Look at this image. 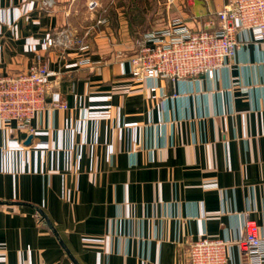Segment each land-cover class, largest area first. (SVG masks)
Listing matches in <instances>:
<instances>
[{"label":"crops","instance_id":"obj_1","mask_svg":"<svg viewBox=\"0 0 264 264\" xmlns=\"http://www.w3.org/2000/svg\"><path fill=\"white\" fill-rule=\"evenodd\" d=\"M89 1L0 0V74L56 72L32 130L0 125V200L27 203L0 204V264H187L201 236L247 264V215L264 236V33L241 30L212 77L139 81L144 33L212 28L230 0Z\"/></svg>","mask_w":264,"mask_h":264},{"label":"built area","instance_id":"obj_2","mask_svg":"<svg viewBox=\"0 0 264 264\" xmlns=\"http://www.w3.org/2000/svg\"><path fill=\"white\" fill-rule=\"evenodd\" d=\"M53 4L54 0L45 2L47 7ZM96 5L95 0L88 3L89 9ZM209 23L212 28L193 30L177 16L166 28L144 33L129 58L132 77L139 81L159 77L172 82L201 75L212 77L237 54L241 30L257 28L264 33V0H230ZM61 41L59 34L45 43L52 46ZM78 63L90 64L91 60L83 57ZM55 74L41 61L23 72L0 74V125L15 123L19 129L30 130L31 121L45 108L46 98L53 91ZM150 90L156 98L157 88L152 86ZM53 106L66 108L67 104L62 100ZM244 229V236L235 244L245 254L247 264H264V236L255 219L247 215ZM231 245L223 238L201 236L191 243L187 264H229Z\"/></svg>","mask_w":264,"mask_h":264},{"label":"water","instance_id":"obj_3","mask_svg":"<svg viewBox=\"0 0 264 264\" xmlns=\"http://www.w3.org/2000/svg\"><path fill=\"white\" fill-rule=\"evenodd\" d=\"M31 138H32V136L30 135L26 142L29 143L31 141ZM0 204H27V203L21 202V201H2V200H0ZM35 208L40 213L41 217H43L46 220V223L49 225V227L53 228L52 224L50 223V221H49L48 217L46 216V214L44 213V211L38 207H35Z\"/></svg>","mask_w":264,"mask_h":264},{"label":"rangeland","instance_id":"obj_4","mask_svg":"<svg viewBox=\"0 0 264 264\" xmlns=\"http://www.w3.org/2000/svg\"><path fill=\"white\" fill-rule=\"evenodd\" d=\"M140 5H143V3H140ZM135 20V22H136V24L140 27V29L139 30H145L146 28H148L147 27V23L150 21V20H152V17L151 18H144V19H141V18H136V19H134ZM155 20H157L156 18H155ZM145 24V25H144ZM166 27H167V25H166ZM165 27V28H166ZM150 28V27H149ZM148 30V29H147ZM141 31V32H142ZM157 31V30H156ZM160 31V30H159Z\"/></svg>","mask_w":264,"mask_h":264}]
</instances>
